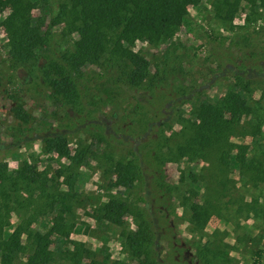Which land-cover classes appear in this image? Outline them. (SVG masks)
<instances>
[{"label":"trees","instance_id":"16d2710c","mask_svg":"<svg viewBox=\"0 0 264 264\" xmlns=\"http://www.w3.org/2000/svg\"><path fill=\"white\" fill-rule=\"evenodd\" d=\"M204 1L210 0H193L195 4ZM187 2L57 0L56 11L50 15V26L64 25L75 38L72 48L52 56L48 30H42L32 17L36 3L0 0V10L10 7L2 21L9 39V65L15 69L25 68L24 77L41 80L51 90L54 105L68 107L74 112L69 117L71 124L85 125L95 118L103 103L109 101L117 105L122 102V93L127 88L151 93L159 91L166 109L169 102L177 104L180 99L174 97L172 88L182 90L176 84L188 76L184 67L190 61L188 47L176 38L188 14ZM44 3L49 6L47 0ZM211 4L213 15L223 22L232 21L244 6L252 12L260 7L264 9V0H212ZM255 35L264 36V26ZM256 36L248 32L236 38L237 42L241 39L246 42L245 57L235 63L243 71L264 72V39L256 40ZM137 40L159 46L157 53L147 57L134 50L132 45ZM40 56L45 59L41 66L37 62ZM92 65L99 69L95 77L89 78L87 70ZM254 82L258 81L249 79L244 86L233 83L216 102L202 98L193 111L194 117L183 119L177 130L170 126L172 130L167 133L158 124L148 127L144 137H138L141 142L137 149L131 147L127 151L111 137L116 132L105 130H95L93 136H88L91 130L79 127L78 132L87 133V137L74 147L66 133L44 135L42 140L47 152L69 160L50 176L47 170L39 171L35 163L28 161H23L13 175L8 162L0 160V264H99L94 251L84 242L70 240L75 221L66 217L71 211L69 201L80 195L74 190L76 169L92 158L99 160L102 173L109 178V186L124 187L133 193V196L111 198L95 208L104 220L117 225H123L127 216L134 220L135 228L123 231L124 244L132 259L115 264H164L163 242L169 250L165 264H239L233 258L217 259L216 251L220 249L216 244L213 247L204 244L196 247L189 257L174 258L172 248L177 249V245L172 215L177 206L186 207L188 221L196 230H204L213 215L223 217L224 210L227 211L226 221L232 222L243 214L264 220V146L258 140L260 124L253 125L252 143L232 140L234 135L241 134L238 132L243 117L252 112L253 106L243 92ZM9 96L20 99L11 93ZM128 104L135 111L139 107L133 100ZM12 112L23 124V129L24 125L28 127L31 115L22 104L13 106ZM133 114L127 128L134 134L131 129L136 113ZM128 133L122 130L118 136L123 138ZM100 151L103 155L98 154ZM183 158L188 162H207L203 167L207 173L192 174L185 191L168 180L163 166L164 162ZM235 169L243 186L259 190V194L253 191L247 200L237 191L238 181L230 175ZM184 175L180 182L185 181ZM59 176H65L64 181L61 182ZM192 182H201L203 192L193 187ZM62 184L68 185V189H62ZM15 208L24 210L26 215L6 235L5 229L10 225V214ZM40 219L45 220L48 229L32 231L31 224ZM24 234L28 235V245L23 241ZM53 236L57 237L61 248L51 246ZM244 239L253 244V264H264V246L261 245L264 234L256 233L249 239L243 234L240 240ZM26 249L28 253L23 261L20 254Z\"/></svg>","mask_w":264,"mask_h":264},{"label":"rangeland","instance_id":"374dc122","mask_svg":"<svg viewBox=\"0 0 264 264\" xmlns=\"http://www.w3.org/2000/svg\"><path fill=\"white\" fill-rule=\"evenodd\" d=\"M31 1L36 3L32 11L35 23L42 30L49 32L52 56L72 48L74 33L64 25L50 26V15L56 11L57 0H47L49 6L44 5V0ZM211 1L195 4L193 0H188L186 20L176 34V38L188 47L190 54V61L184 64L188 76L176 84L183 89L177 91L172 88L174 97L180 98L177 104L173 102L171 105L169 102L170 105L168 103L165 109V101L160 98L159 91L151 93L146 90L127 88L122 93V102L117 105L109 101L103 103L97 110L95 118L88 120L85 125L71 124L69 117L73 116L74 112L68 107L66 109L54 105L51 90L41 80L24 77L25 68L15 69L9 65V39L2 21L9 13L10 7L6 6L0 10V137L2 142L0 160L8 162L10 173L15 175L23 161L35 163L39 171L47 170L49 176L61 165L69 163L65 157L60 158L55 153L47 152L42 140L44 135L66 133L69 143L74 147L75 143L87 137V133L88 136H93V131L105 130L108 133L116 132V135L111 137L124 145L127 151L131 147L137 149L141 142L138 137L141 135L144 137L148 127L158 124L159 128L166 130L167 133L172 130L170 126L177 130L181 127L183 119L194 117L193 111L202 98L216 102L223 98L226 90L233 83L237 82L240 86H244L249 79L258 81L251 84L245 93L243 92L253 106L252 112L243 117L242 126L238 132L241 134L234 135L232 140L237 143H252L254 126L260 124L261 136H258V140L264 146V72L243 71L235 66V63L246 55L244 50L246 42L242 39L237 42V39L248 32L256 36L255 33L264 26V9L260 7L257 12H252L248 11V6H244L235 14L232 21L223 22L213 15L214 7ZM239 35L241 36L238 37ZM256 37H258L256 40L264 39V36ZM132 47L145 56L151 57L157 53L159 46L150 44L146 40H137ZM44 60L40 56L37 62L41 66ZM98 69L97 65H92L91 69L87 70L90 74L89 78L95 77ZM10 93L19 96L20 99H13L9 96ZM131 100L139 105L136 111L128 104ZM19 104H22L31 115L27 123L28 127L24 125L25 129L12 112V107ZM133 113H136L135 121L132 122L133 129H131L134 134L127 128L131 119L130 115L133 116ZM79 127L80 129L88 128L91 132L80 133ZM122 130L129 131L123 138L118 136L121 135ZM97 144L100 146L98 142ZM110 145L113 146L111 143ZM98 154L103 155L101 151ZM144 164L151 165L148 162ZM204 165H207V162H188L185 158L163 164L168 180L180 185V190L183 191L190 185L192 174L207 173V169L203 168ZM181 171H184L185 175ZM76 172L78 174L75 178L74 190H78L80 195L69 201L71 211L66 214L69 221H75V225L71 228L70 240L84 242L94 251L95 259L99 264H115L116 261L130 262L132 258L124 244L123 231L135 228L133 218L127 216L123 225H117L104 220L95 208L99 203L114 197L133 196L132 191L124 187L123 190L119 186H109V178L102 173V166L98 159L92 158L88 164H82L77 168ZM183 175L185 181L180 182V177ZM230 175L238 181L237 191L244 195L245 199L249 200L253 191L259 194V190H251L243 186L237 169ZM64 179L65 176H59L61 182ZM191 185L201 192L204 190L201 182H192ZM61 187L68 189L66 184H62ZM23 211L19 208L12 210L10 225L5 229L6 235L10 234L26 215ZM223 212V217L213 215L204 230H196L188 221L187 208L177 206L172 215V225L176 235L174 241L177 245V249L172 248L173 257H189L198 246L207 244L213 247L216 244L220 249L219 252L215 250L217 259L233 258L239 264H253L254 256L251 254L253 244L250 245L247 239L240 240V237L246 234L249 239L256 233L264 234L263 218L253 217V215L247 217V214H243L241 218H235L230 222L224 220L227 211ZM31 228L32 231H46L48 225L45 220L40 219L38 222H33ZM23 241L26 245L30 243L27 234L23 235ZM261 245L264 246V241ZM51 246L54 249L61 248L56 236L52 237ZM162 247L165 264V257L168 256L169 250L165 249V242L162 243ZM232 247L235 248L231 250ZM27 253L28 249L20 254L23 261ZM87 261L90 262V260ZM167 264L172 263L167 262Z\"/></svg>","mask_w":264,"mask_h":264}]
</instances>
